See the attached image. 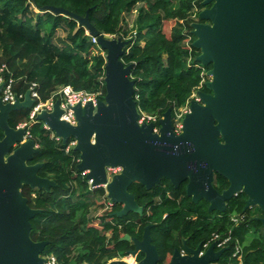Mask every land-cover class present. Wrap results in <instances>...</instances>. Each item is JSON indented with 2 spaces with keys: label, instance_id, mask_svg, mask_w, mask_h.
<instances>
[{
  "label": "water",
  "instance_id": "95a60500",
  "mask_svg": "<svg viewBox=\"0 0 264 264\" xmlns=\"http://www.w3.org/2000/svg\"><path fill=\"white\" fill-rule=\"evenodd\" d=\"M200 21L192 23L196 37L193 45L200 50L196 61L204 66L210 79L209 91L198 92L182 119L180 132L175 130L172 109L168 108L154 123H139L140 111L135 99L133 63L122 56L129 39L101 33L90 21L89 10L78 15L67 8L44 5L45 13L64 15L77 21L87 34L96 36L100 49L106 51V95L95 106L78 103L72 109L77 120L73 125L61 119L63 109L56 100L53 111L43 110L37 120L45 122L64 144L76 141L80 153L79 171L93 188L105 186L107 198L122 208L114 213L122 217L129 212L143 214L129 187L140 182L147 189L168 179L179 187L184 181L186 193L194 202L205 199L209 210H225L226 200L238 192L247 196L245 209L259 206L264 211V0H202ZM0 84V264H44L49 241L31 237V220L41 209L29 205L24 186L49 190L56 182L39 175L43 162L29 164L39 147L27 137L28 127H12L11 112L31 108L35 100L28 89L23 100L3 102ZM121 171L108 179L107 169ZM218 173L229 186L217 191L213 181ZM264 226V217H259ZM143 239L126 233L120 240L131 241L136 255L144 257L135 264H158L160 255L152 243L150 229ZM227 248L216 251L212 243L199 256L200 246L182 255L176 249L166 264H212L220 260ZM109 264H130L114 259Z\"/></svg>",
  "mask_w": 264,
  "mask_h": 264
},
{
  "label": "trees",
  "instance_id": "16d2710c",
  "mask_svg": "<svg viewBox=\"0 0 264 264\" xmlns=\"http://www.w3.org/2000/svg\"><path fill=\"white\" fill-rule=\"evenodd\" d=\"M202 0H0V64H6V77L15 78V91L26 93L32 82L42 100L52 96L61 86L72 85L76 90H103L106 52L92 42L84 27L64 15L36 11L44 5L64 7L85 15L89 10L91 23L101 32L129 39L122 56L126 64L133 63L131 78L135 80V99L139 109L149 114L175 112L184 106L193 90L202 80L203 69L196 61L200 50L192 53L186 39L192 32L191 14L194 6L203 8ZM139 4H142L138 7ZM137 10L136 23L132 29H124L125 13ZM173 21L169 31L165 23ZM66 32L64 38L55 41L57 31ZM193 37V41L195 40ZM194 57L190 61V56ZM212 65L206 66L211 69ZM202 90L209 91L204 84ZM31 108L11 112L10 125L17 127L29 122ZM174 122V121H173ZM174 124V123H173ZM29 136L39 147L31 163L43 162L39 175L49 177L56 186L49 190L25 186L23 194L29 205L41 209L32 220L31 237L35 241H49L43 255L55 254L60 264H109L108 259L127 254L134 248L130 241L120 240L126 233L142 237L146 226L150 229L153 243L164 260L173 246L182 238L189 237L192 230L191 211L198 207L186 194V182L175 187L170 180L162 179L151 189L134 182L129 190L144 207L142 215L129 212L117 216L114 209H104L106 189L91 188L83 171L77 169L80 153L74 148L67 151L70 142L52 138L51 131L41 121L29 124ZM218 188L228 186L225 177L217 175ZM241 206L230 208L206 219L202 214L194 228L207 241L214 232L231 231L234 249L239 238L243 247L241 262L233 264H264L263 224L259 217L247 216L238 226L231 215L243 212L245 195ZM102 209L101 215L90 216L92 207ZM122 205L117 203L116 208ZM197 237V236H196ZM196 241V238H194ZM198 242V241H196ZM254 250V252H250ZM144 256L142 253L138 260ZM228 264V262H224Z\"/></svg>",
  "mask_w": 264,
  "mask_h": 264
},
{
  "label": "built area",
  "instance_id": "2783aa9c",
  "mask_svg": "<svg viewBox=\"0 0 264 264\" xmlns=\"http://www.w3.org/2000/svg\"><path fill=\"white\" fill-rule=\"evenodd\" d=\"M194 7L195 8L191 14V18L193 19V22L200 21L199 13L203 8H199L196 5ZM192 29H193V27H192ZM87 35H89V34H87ZM111 35L115 36L114 34H111ZM89 36L91 37L92 42L95 43L96 45H98L97 37L93 36V35H89ZM115 37H117V36H115ZM193 37H194V34L191 32V35H188V37L186 39V45H187L190 53H192L193 48L195 47L193 45ZM193 58L194 57L191 54V56L189 58L190 61H193ZM197 65L203 69L202 80H201L200 84L193 90V92H192L191 96L188 98L186 104L184 106H182L181 108H179L175 112V118L173 120L174 121L173 123H174V127H175L176 131H180L182 128V119L190 109L191 100L196 99V100L201 101L198 92L200 90H202V86L205 84V82L210 79V76L207 75L208 70L206 69V66L202 65L199 62ZM8 72H9V69H8L7 65L6 64H0V84L4 83V86L1 90L2 101L5 103L6 102L14 103L16 97H19V99L23 100L25 97V93H18L15 91L14 87H15L16 80L12 76L6 77V73H8ZM104 78H105V75H104L103 79ZM104 83H105V80H104ZM37 86L38 85L36 82H32L30 87H29V89L31 91V97L35 100L34 105L31 107L29 122H22L17 127H25L26 126L29 129V124L38 121L36 117L39 113H41L43 110H46L49 112L53 111L54 104H55L56 100L60 101V107H61V109H63L61 119L65 120V121H67L73 125H76L77 120L75 118V114H74V111L72 109L73 106L77 105L78 103L85 105L88 102H92L96 106L97 102L100 99H104V98H101L104 95L103 90H100V89H98L96 91L76 90L72 85H64V86H61L56 92H54L50 98H48L46 100H42L41 95H40L39 91L37 90ZM139 111H140V118L138 120L139 123H151L152 122L155 124L154 131L158 132L159 128H160L159 120L163 117V115L149 114V113L141 111L140 109H139ZM42 123H43V126L45 129L51 131L52 138H55L56 140L62 141L61 137L57 136L55 134V132L52 129H50V127L45 122H42ZM27 137H30L29 136V130H28ZM69 142L70 143L67 147V151H69L71 148H74V146L76 145V141L74 139H71ZM120 171H121L120 167H109L107 169L108 179L110 180L114 174H116ZM86 173H87V171H83L84 175H86ZM89 183L91 185V181H89ZM102 187L105 188V186H102ZM91 188H93V187L91 186ZM110 204H112V202L108 199L106 201V206L108 207ZM231 220L234 223L235 217L231 216ZM228 241H229V237L227 235L223 237L218 232H214L211 235V237L207 241H205L204 247H209L212 243H215L216 248H222L223 246L228 244ZM237 253H241V252L239 250H237ZM42 256L44 257V264H60L57 256L53 253L46 254V255L42 254ZM135 263L136 262L134 261L133 264H135Z\"/></svg>",
  "mask_w": 264,
  "mask_h": 264
},
{
  "label": "flooded vegetation",
  "instance_id": "af4514ba",
  "mask_svg": "<svg viewBox=\"0 0 264 264\" xmlns=\"http://www.w3.org/2000/svg\"><path fill=\"white\" fill-rule=\"evenodd\" d=\"M9 123H10V119H9ZM181 131V130H180ZM180 131H177V132H180ZM29 164H33V163H31V161L29 162ZM217 175H218V173H215V175H214V181H213V184H214V186H215V188L217 189V191H219V192H222L223 190H225L228 186H229V184H228V186L227 187H225V188H223V189H219L218 188V183H217ZM220 175V174H219ZM222 176V175H221ZM224 177V176H223ZM228 181V180H227ZM161 182V181H160ZM184 182H186V185H187V182L188 181H184ZM184 182H182V183H184ZM181 183V184H182ZM229 183V182H228ZM180 184V185H181ZM25 187V186H24ZM24 189V188H23ZM22 192H23V190H22ZM187 194V193H186ZM245 195L246 196V194L242 191V192H238L235 196H233L231 199H229V200H226V202H225V210L224 211H221V210H219V209H216V210H213V211H210L209 210V206H210V203L207 201V200H205V199H201V200H199L198 202H194L193 201V199H192V197L191 196H188L190 199H191V201L192 202H194V203H196V205H198V207H197V209L195 210V211H191V213H190V218L193 220L192 221V224H191V228H192V230H191V234H190V236L189 237H186V238H182V242L180 243V245H178V246H173L172 248H171V250H170V252L166 255V258L164 259V260H162L161 259V256H160V259H159V262H158V264H166V263H168L170 260H171V258H172V256H173V254H174V252H175V250L176 249H179V251L181 252V254L182 255H190L191 253H190V251H189V249H196L197 247H199L200 246V251H199V256H202V255H204L205 253H206V251H207V249H208V247H204V244H205V241L203 240V237H200L199 236V234H200V232L198 231V232H196L195 231V228H194V226H195V224L196 223H193L194 221L196 222L197 220H198V216L200 215V214H202L207 220L208 219H214V217H216V216H222L223 214L222 213H224V212H226L227 211V209L228 208H230V201L232 200V199H234L233 201L235 202V205H234V209H238V208H240V206H241V204H240V202H241V198L242 197H240L239 199H236L235 197L237 196V195ZM25 196V195H24ZM107 200H108V198H107ZM110 200V199H109ZM246 200H247V196L245 197V199H244V201H245V203H244V205H243V212H238V211H236L235 213H233L231 216H234L235 217V221H234V225H236V226H238V225H240L245 219H246V217L247 216H251V213H250V209L251 208H253L252 206H250V207H248L247 209H245V205H246ZM111 201V200H110ZM112 202V204H110L108 207L107 206H105V209H110V210H112V209H114V211H116V210H119V209H121V208H116V204L117 203H114L113 201H111ZM120 204V203H119ZM122 205V204H121ZM144 208V207H143ZM144 212V211H143ZM151 232V231H150ZM144 233V232H143ZM221 236H228L229 237V241H228V244L227 245H225V246H223L222 248H224V247H226L227 249L224 251V252H222V254L220 255V260H218V261H216V262H212V264H224V262L226 261V262H228V264H233L236 260H238L239 262H241V259H242V256H243V247H242V245H241V242H240V240H239V238H236L235 239V244H234V249H232V246H231V242H232V240H233V235H232V233H231V231H229V233H219ZM132 236V235H131ZM197 236V237H196ZM136 237V236H135ZM138 238V237H137ZM194 238H196V241H198V242H196V241H194ZM138 239H143V234H142V237L141 238H138ZM131 242V241H130ZM152 243H153V240H152ZM132 244L134 245V243L132 242ZM154 244V243H153ZM155 245V244H154ZM156 246V245H155ZM157 248V247H156ZM222 248H216V251H218V250H220V249H222ZM135 249V245H134V248H129V249H127V254H124V255H122V254H120L122 257H126V256H130V255H132L129 251H132V250H134ZM158 250V249H157ZM237 250H239L241 253H237ZM250 252H254V250H251ZM144 254V252H142L141 250L134 256V255H132L133 256V260L135 261V262H138L139 260H141V259H139L138 260V257L141 255V254ZM158 253H159V251H158ZM145 255V254H144ZM159 255H160V253H159ZM129 262V261H128ZM130 264H133L132 262H129Z\"/></svg>",
  "mask_w": 264,
  "mask_h": 264
},
{
  "label": "rangeland",
  "instance_id": "374dc122",
  "mask_svg": "<svg viewBox=\"0 0 264 264\" xmlns=\"http://www.w3.org/2000/svg\"><path fill=\"white\" fill-rule=\"evenodd\" d=\"M142 4H139L138 7H140ZM36 11H38V9L36 8ZM137 10L131 12V13H125L124 18H125V24L123 25L124 29H132L133 26L136 23V17H137ZM174 24L173 21H169L165 23V29L166 31H169L170 27ZM66 36V32L63 29H59L57 31L56 34V39L55 41H58L61 38H64ZM59 42V41H58ZM104 55H106V52H103ZM106 205V203H105ZM105 208H103L104 210ZM102 209L99 208H95L94 206L91 208V212H90V216H99L101 215ZM250 213L252 217H264V211L259 207V206H254L253 208L250 209ZM261 232L264 234V227L260 229ZM264 237V236H263ZM114 259H125L129 262H134L133 260V256H126V257H122L120 254H118L117 256H114L110 259H108V262L110 263L111 260Z\"/></svg>",
  "mask_w": 264,
  "mask_h": 264
}]
</instances>
